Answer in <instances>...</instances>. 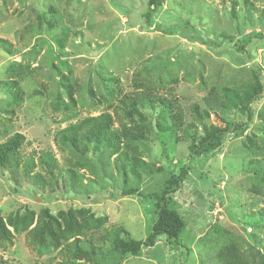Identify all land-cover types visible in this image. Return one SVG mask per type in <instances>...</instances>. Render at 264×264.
<instances>
[{
  "label": "rangeland",
  "instance_id": "rangeland-1",
  "mask_svg": "<svg viewBox=\"0 0 264 264\" xmlns=\"http://www.w3.org/2000/svg\"><path fill=\"white\" fill-rule=\"evenodd\" d=\"M148 6L0 0V39L12 46L0 49V145L23 138L0 169L7 264H264V177L254 171L264 164V0H165L147 21ZM147 89L176 114L124 113L119 101ZM103 113L117 144L57 138ZM227 124L237 130L198 144ZM182 169L166 192L184 221L179 237L137 256L113 252L125 233L145 240L154 195Z\"/></svg>",
  "mask_w": 264,
  "mask_h": 264
},
{
  "label": "trees",
  "instance_id": "trees-1",
  "mask_svg": "<svg viewBox=\"0 0 264 264\" xmlns=\"http://www.w3.org/2000/svg\"><path fill=\"white\" fill-rule=\"evenodd\" d=\"M165 0H149L148 10L145 14V19L149 21L158 11V9L163 5ZM0 49L5 50L9 54L12 53V46L5 40L0 39ZM262 90V88H260ZM258 90H253L246 97V105L252 102L258 96ZM122 108L124 109V113L128 115H139V109H148L158 111L160 117L175 113V104L167 99L156 97L148 89L140 92L139 94L131 97L124 96L122 100L119 101ZM248 107L246 106L245 109ZM174 113V114H173ZM171 115H169L171 117ZM200 115V114H199ZM249 118H251V113L249 114ZM174 120V118H171ZM113 119L112 116L108 113H103L101 115L95 117H86L81 119L80 121L70 124L67 127L59 130L56 133L57 138L63 142L71 145L72 147H76L80 139L86 140L87 142L95 141L97 143L103 145H115L117 143L116 140L119 141V137L117 131H114L112 128ZM232 130H237L236 125L227 124L223 130L215 131L212 133L205 134L204 137L199 139V145H206L211 143L213 140H217L220 135L226 134L228 132H232ZM123 134V132H122ZM123 137L126 140H130L133 135L131 133L123 134ZM23 140L22 136L16 134L10 140H8L5 144L0 145V169L4 167L7 162L9 156H11L14 152L18 150V146ZM197 145H192L190 147V157H193L197 154L196 149ZM50 161L53 162V159L50 158ZM256 168V167H255ZM255 174L259 173L262 177H264V164L260 165L258 168L254 169ZM187 175V170L182 169L180 175L177 178L176 182L168 181L166 188L163 190L161 195H154V198L157 200V205L159 207L157 217L151 227V231L149 235L143 241H136L128 238L127 233H125L126 238H117L112 244V251L117 253L120 256H124L126 254H130L132 256L139 255L142 248L153 247L157 237L166 236L169 239L176 240L184 227V221L178 214V212L170 207L171 199L166 193L168 190L171 192L175 189L176 184L179 185ZM260 214L264 217V209H261ZM251 240L255 244H259L255 239L251 236ZM258 245V246H259ZM264 245V244H263ZM82 246V245H81ZM78 246V244H74V251L77 253L79 251H83L86 253L84 247ZM262 246V245H261ZM87 252L91 254H95V252H100L99 248H96L92 245H88ZM1 264H7L0 258Z\"/></svg>",
  "mask_w": 264,
  "mask_h": 264
}]
</instances>
